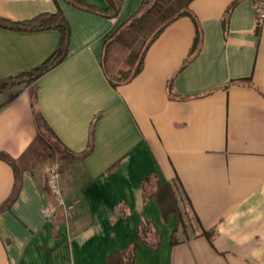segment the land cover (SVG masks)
Instances as JSON below:
<instances>
[{"label": "crops", "instance_id": "crops-1", "mask_svg": "<svg viewBox=\"0 0 264 264\" xmlns=\"http://www.w3.org/2000/svg\"><path fill=\"white\" fill-rule=\"evenodd\" d=\"M141 1L122 0L109 18L65 0H0V16L15 21L59 9L70 32L64 60L36 80L34 107L27 89L0 107V152L22 164L17 195L0 211V264H126L120 252L132 244L131 264H264L257 0H191L195 22L183 15L167 25L140 72L113 87L99 65L103 41ZM59 40L54 29L0 27V80L38 66ZM37 114L67 152L58 161L64 206L49 219L46 166L28 158L42 133ZM15 174L0 158V204ZM165 183L194 220L188 226L164 206L158 190ZM144 219L153 232L140 236Z\"/></svg>", "mask_w": 264, "mask_h": 264}, {"label": "trees", "instance_id": "trees-1", "mask_svg": "<svg viewBox=\"0 0 264 264\" xmlns=\"http://www.w3.org/2000/svg\"><path fill=\"white\" fill-rule=\"evenodd\" d=\"M65 1L78 8L92 11L109 18L117 17L122 5V0H105L106 7L104 8H97L84 0ZM190 1L191 0H142L138 9L120 23L119 26L104 39L99 65L106 80L111 86L116 87L119 84L128 82L140 72L149 45L167 25L183 15H189L195 22V18L188 8ZM229 9L230 7L227 12ZM222 25L224 27L226 25L225 17L222 20ZM0 27L17 31L54 29L58 31L60 35L57 48L38 66L0 80V95L3 92H7L6 98L0 102V107L9 103L24 89L29 91L31 105L34 107L36 80L62 62L66 57L70 33L68 22L63 13L59 9H56L52 12H42L32 18L17 21L0 16ZM197 47L198 36L196 33L188 56L191 57ZM171 83L172 81L168 83L169 88ZM37 119L42 133L36 136L34 145L28 150L30 162L34 165L45 166L55 154L58 155L59 160H62L67 152H64L63 148H61L53 137L47 124L38 114ZM49 136L52 138L54 144L51 151H48ZM91 139L92 133L90 132V141ZM0 158L9 163L16 173V182L10 195L0 204L1 211L8 208L17 195V177L22 170V164L19 159H14L4 152H0ZM158 191L162 198L165 199L164 206L174 213L176 224L183 223L182 212L177 204L171 185L165 183ZM137 232L140 236L152 233L153 230L150 221L145 219L142 220L138 226ZM207 234L209 233L207 232ZM144 240L146 239L144 238ZM175 241L174 230L171 236V242L173 243ZM152 245L156 247L158 245V239L152 243ZM133 248L132 244L129 246L128 250H122L120 252L126 259V264H131L133 261Z\"/></svg>", "mask_w": 264, "mask_h": 264}, {"label": "built area", "instance_id": "built-area-1", "mask_svg": "<svg viewBox=\"0 0 264 264\" xmlns=\"http://www.w3.org/2000/svg\"><path fill=\"white\" fill-rule=\"evenodd\" d=\"M255 12L258 19H264V0L256 1ZM45 176L52 193V199L48 200L44 205L43 214L49 219L53 216L57 207L64 206V201L61 198L58 185L59 167L57 162L49 163L45 167Z\"/></svg>", "mask_w": 264, "mask_h": 264}, {"label": "rangeland", "instance_id": "rangeland-1", "mask_svg": "<svg viewBox=\"0 0 264 264\" xmlns=\"http://www.w3.org/2000/svg\"><path fill=\"white\" fill-rule=\"evenodd\" d=\"M6 94H7V92H3L1 95H0V97L1 98H6ZM50 137V136H49ZM53 140H52V138L50 137V139H49V146H48V151H51V149H52V146H54V144H53V142H52ZM59 158H58V155L57 154H55V156L53 157V158H51L48 162H47V164L45 165V166H47L49 163H52V162H57L58 163V167H59V169H60V165H59ZM59 172H60V170H59ZM59 182V181H58ZM182 212V211H181ZM192 219V217L190 218V217H184V215H183V212H182V221H183V223H184V225H187L188 226V224L190 223V220ZM192 221L194 222V220L192 219Z\"/></svg>", "mask_w": 264, "mask_h": 264}]
</instances>
